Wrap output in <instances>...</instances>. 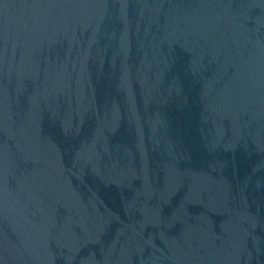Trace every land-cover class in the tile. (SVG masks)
<instances>
[{
  "label": "water",
  "instance_id": "water-1",
  "mask_svg": "<svg viewBox=\"0 0 264 264\" xmlns=\"http://www.w3.org/2000/svg\"><path fill=\"white\" fill-rule=\"evenodd\" d=\"M0 264H264V0H0Z\"/></svg>",
  "mask_w": 264,
  "mask_h": 264
}]
</instances>
